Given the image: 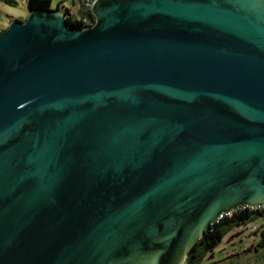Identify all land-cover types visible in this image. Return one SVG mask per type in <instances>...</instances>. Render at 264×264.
Segmentation results:
<instances>
[{"label": "water", "instance_id": "95a60500", "mask_svg": "<svg viewBox=\"0 0 264 264\" xmlns=\"http://www.w3.org/2000/svg\"><path fill=\"white\" fill-rule=\"evenodd\" d=\"M0 33V264H184L264 203V0H96Z\"/></svg>", "mask_w": 264, "mask_h": 264}, {"label": "rangeland", "instance_id": "374dc122", "mask_svg": "<svg viewBox=\"0 0 264 264\" xmlns=\"http://www.w3.org/2000/svg\"><path fill=\"white\" fill-rule=\"evenodd\" d=\"M13 4L7 0H0V5L7 6L10 9L29 13L27 0H12ZM61 3L64 9H68L70 15L76 19H80L81 12L77 0H51L50 6L52 10L57 8ZM62 10V8H61ZM27 17V16H26ZM26 17L17 18L15 15L0 8V33L5 30L2 26L4 20L10 22L14 20H25ZM256 232V233H255ZM264 218H257L246 226H241L229 232L220 245L214 250L212 259L205 258L203 264H212L219 260L216 264H264ZM231 243H234L231 245ZM251 248L250 251H245ZM229 254L228 256H226ZM223 256H226L225 259Z\"/></svg>", "mask_w": 264, "mask_h": 264}, {"label": "trees", "instance_id": "16d2710c", "mask_svg": "<svg viewBox=\"0 0 264 264\" xmlns=\"http://www.w3.org/2000/svg\"><path fill=\"white\" fill-rule=\"evenodd\" d=\"M79 3V10L81 16L85 15L84 0H77ZM10 4L12 0H7ZM51 0H27V6L29 10H52L50 6ZM59 3L57 5L58 10H62L67 15V21L76 28H84L87 25L81 22L82 18L76 19L72 17L68 9H64ZM87 22L91 23L94 20L93 14L90 12L86 13ZM264 218V211L248 212L243 211L240 213H235L230 217H222L216 222L212 223L208 229L204 232L202 238H200L188 252L187 258L184 264H203L205 258L209 257L212 259L214 250L220 245L224 237L231 232L232 230L239 228L241 226H246L249 222L257 219ZM256 233V232H255ZM263 243L264 244V239ZM251 248L246 249L245 251H250ZM213 262L212 264H216Z\"/></svg>", "mask_w": 264, "mask_h": 264}, {"label": "built area", "instance_id": "2783aa9c", "mask_svg": "<svg viewBox=\"0 0 264 264\" xmlns=\"http://www.w3.org/2000/svg\"><path fill=\"white\" fill-rule=\"evenodd\" d=\"M95 1L96 0H84L83 11H84L85 15L87 12H90L92 14L91 10H92V6H93ZM85 15L81 16V18H82L81 22L83 24H86L87 26H89L94 22V20H93V22L88 23ZM243 211H248V212L264 211V203L263 204H257V205H239V206L221 214L218 219H220L222 217H230L235 213H240Z\"/></svg>", "mask_w": 264, "mask_h": 264}, {"label": "clouds", "instance_id": "9594fccd", "mask_svg": "<svg viewBox=\"0 0 264 264\" xmlns=\"http://www.w3.org/2000/svg\"><path fill=\"white\" fill-rule=\"evenodd\" d=\"M0 8H3L5 11L15 15L17 18L26 17L27 16L26 12L13 10V9L8 8L7 6H4V5H0ZM2 26L4 28L9 27V21L4 20L3 23H2Z\"/></svg>", "mask_w": 264, "mask_h": 264}, {"label": "crops", "instance_id": "0c3cea01", "mask_svg": "<svg viewBox=\"0 0 264 264\" xmlns=\"http://www.w3.org/2000/svg\"><path fill=\"white\" fill-rule=\"evenodd\" d=\"M232 244H234V243H231V245ZM229 254H227L226 256H228ZM226 256H223L224 258H222V259H225L226 258ZM219 260H221V259H219ZM219 260H216V262H218Z\"/></svg>", "mask_w": 264, "mask_h": 264}]
</instances>
